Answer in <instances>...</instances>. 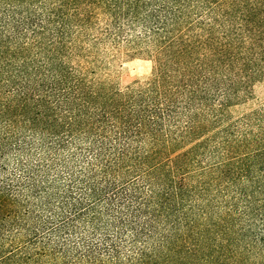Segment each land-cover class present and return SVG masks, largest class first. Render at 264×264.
I'll return each instance as SVG.
<instances>
[{
	"label": "trees",
	"instance_id": "trees-1",
	"mask_svg": "<svg viewBox=\"0 0 264 264\" xmlns=\"http://www.w3.org/2000/svg\"><path fill=\"white\" fill-rule=\"evenodd\" d=\"M263 66L264 0H0V264H264Z\"/></svg>",
	"mask_w": 264,
	"mask_h": 264
},
{
	"label": "rangeland",
	"instance_id": "rangeland-1",
	"mask_svg": "<svg viewBox=\"0 0 264 264\" xmlns=\"http://www.w3.org/2000/svg\"><path fill=\"white\" fill-rule=\"evenodd\" d=\"M143 48H132L125 42L118 45L113 41H105L94 49L98 61V76L108 81L113 88L124 89L135 82H145L152 76L155 54L143 51ZM264 110V66L261 76L253 87L249 97L232 105L228 115L236 118L254 111Z\"/></svg>",
	"mask_w": 264,
	"mask_h": 264
}]
</instances>
